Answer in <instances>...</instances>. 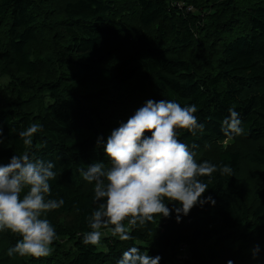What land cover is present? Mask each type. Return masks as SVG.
Segmentation results:
<instances>
[{
  "label": "trees",
  "instance_id": "trees-1",
  "mask_svg": "<svg viewBox=\"0 0 264 264\" xmlns=\"http://www.w3.org/2000/svg\"><path fill=\"white\" fill-rule=\"evenodd\" d=\"M135 2L133 48L121 54L119 45H109L126 33L108 19L112 0H0V77L10 79L9 94H0V163L26 151L52 160L57 175L50 198L64 201L46 217L57 232L54 255L9 257L7 249L21 237L6 230L0 232V264H117L133 245L160 255L161 264H264V171H255L251 189L241 167L246 158L264 170V0ZM135 80L140 107L148 99L197 105L204 129H178V139L197 146L198 163L231 164L234 173L213 174L204 197L215 204L194 206L179 223L174 211L143 225L125 220L134 239L106 237L100 241L105 250L85 246L87 217L97 205L94 185L80 170L95 162L110 167L98 138L106 142L116 125L102 104H118L113 96ZM233 106L246 134L232 140L253 142L250 154L219 147L226 140L222 121ZM30 123L40 130L25 146L18 133ZM258 190L260 201L250 196ZM257 244L262 250L254 259L249 248Z\"/></svg>",
  "mask_w": 264,
  "mask_h": 264
},
{
  "label": "clouds",
  "instance_id": "clouds-1",
  "mask_svg": "<svg viewBox=\"0 0 264 264\" xmlns=\"http://www.w3.org/2000/svg\"><path fill=\"white\" fill-rule=\"evenodd\" d=\"M197 112L195 104L181 106L175 100L148 99L112 130L106 142L103 137L98 138L110 158V167L95 162L80 170L83 180L94 185L92 200L97 205L87 217L90 230L83 234V245H98L105 234L102 229L120 241L134 239L125 220L131 226L143 225L157 214L169 217L174 211L179 223L194 206L215 204L211 195L204 197L213 174L232 176L234 169L231 164L215 165L208 160L198 163L194 150L197 146L190 148L178 139V129L192 134L204 129ZM228 113L221 125L226 142L246 134L235 107H230ZM39 130L38 123H30L18 135L25 146H31L32 137ZM146 132L151 135L146 136ZM2 137L0 129V143ZM55 168L52 160L37 158L27 151L13 155L8 163H0V232L10 230L21 237L7 249L9 257L51 255L57 232L46 217L64 204L62 198H50V181L57 175ZM174 202L170 209L169 203ZM261 250L259 244L253 247L254 259ZM161 260L160 255L151 256L133 245L122 253L117 264H161Z\"/></svg>",
  "mask_w": 264,
  "mask_h": 264
},
{
  "label": "rangeland",
  "instance_id": "rangeland-1",
  "mask_svg": "<svg viewBox=\"0 0 264 264\" xmlns=\"http://www.w3.org/2000/svg\"><path fill=\"white\" fill-rule=\"evenodd\" d=\"M114 3V9L109 14L108 19L112 25H115L117 27H123L126 30V33L122 38H117L116 40H113L109 45L115 46V44L119 45L118 48L120 49L121 54H125L128 49L133 48L130 47L134 41L131 39L132 35H135L134 29L137 27V18L132 16V12L136 9L137 5L135 0H112ZM115 62V60H113ZM10 81L8 76L0 77V94L6 93L9 94L7 91V84ZM138 80H135L134 83H132L129 86H126L125 88H122L120 92H118L115 96H113V101H118V104H115L114 106H106L105 104H102V101L94 100L92 101V105H100L102 104V108H104L106 115L108 116V119L111 123V125L115 128L120 125L121 122H126L127 119L132 116L135 111L140 108V102L138 99V93H137V86ZM85 91L90 93L86 88ZM93 95V94H91ZM95 96V95H94ZM220 148H231L236 147L235 149H243L245 150V154H250L251 149L253 148L254 144L251 141H247L245 139H241V142L237 140H228L226 142L222 141L219 143ZM214 152H218L217 150ZM212 149H210V153H214ZM208 153V152H207ZM211 154V155H212ZM246 156V155H245ZM248 157V155H247ZM242 167V174L244 175L245 179L249 180V184L251 186V189L253 187V182H255V171H257L259 174L264 171L260 168H252L247 159L245 158L243 163L241 164ZM257 169V170H256ZM255 173V174H254ZM260 176V175H259ZM256 193V192H255ZM259 190L257 191V194L252 193L250 194L251 197L256 198L257 201H260L261 193H259ZM252 199V198H251ZM251 202H255L256 200L252 199ZM105 234L102 236L101 240L106 237H113L109 231L104 232ZM241 243V242H239ZM99 249H104L105 246L101 243L98 244ZM249 250H252L249 248ZM54 255L53 249L51 256ZM259 256V255H258ZM257 256V257H258ZM190 260V259H189ZM189 260H187L184 264H186ZM112 264H116V262H113ZM176 264H183L182 261L178 260L176 261Z\"/></svg>",
  "mask_w": 264,
  "mask_h": 264
},
{
  "label": "built area",
  "instance_id": "built-area-1",
  "mask_svg": "<svg viewBox=\"0 0 264 264\" xmlns=\"http://www.w3.org/2000/svg\"><path fill=\"white\" fill-rule=\"evenodd\" d=\"M176 6L180 7V8H183L185 7V4H182V3H175ZM189 11H192L193 9L191 7L188 8Z\"/></svg>",
  "mask_w": 264,
  "mask_h": 264
}]
</instances>
